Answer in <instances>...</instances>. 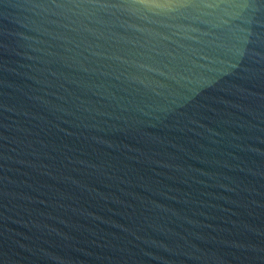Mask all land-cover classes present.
I'll use <instances>...</instances> for the list:
<instances>
[{
    "label": "water",
    "instance_id": "95a60500",
    "mask_svg": "<svg viewBox=\"0 0 264 264\" xmlns=\"http://www.w3.org/2000/svg\"><path fill=\"white\" fill-rule=\"evenodd\" d=\"M0 264H264V0H0Z\"/></svg>",
    "mask_w": 264,
    "mask_h": 264
}]
</instances>
